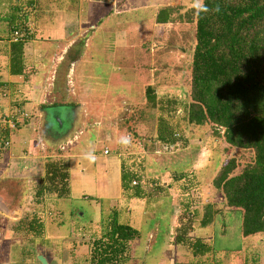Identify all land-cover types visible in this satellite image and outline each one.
Listing matches in <instances>:
<instances>
[{
	"label": "crops",
	"instance_id": "obj_1",
	"mask_svg": "<svg viewBox=\"0 0 264 264\" xmlns=\"http://www.w3.org/2000/svg\"><path fill=\"white\" fill-rule=\"evenodd\" d=\"M111 1L114 0H0V89L3 90L0 113L7 118H17L14 128L3 129L7 138L3 149H0L3 241L11 244L19 243V238L21 241L27 238L34 244L29 252L14 250L5 258L17 257L14 264H39L37 256H41L46 264H57L63 252L58 245L68 243L70 249L73 243L83 246L88 240L84 239L81 230L76 229L83 224L85 211L87 214L92 212L97 220L111 202L118 212L125 207L128 213L125 221L137 232L138 236L134 238L137 241L144 236L143 220L161 213L160 200L166 196L145 198L144 201L132 199L123 205L125 200L121 196L119 176L121 168H133V163L128 162L131 156L99 149L101 139L95 122L96 117L101 116L100 112L81 111L82 108L86 110L87 98L83 99L74 89V67L84 56L89 38L86 36L93 25L100 26L102 16L107 14L106 24L113 19L109 12L98 15L92 6ZM144 9L141 7L140 10ZM115 32L119 35L117 26L111 36ZM14 33L26 37L19 48L14 45L18 41ZM111 43L119 47V36L115 42L111 38ZM14 53H18L22 65L21 74L10 71ZM60 107L71 109L61 112L56 109ZM21 113L27 117L26 120L18 118ZM81 131L83 133L80 134ZM103 151L107 154L103 155ZM50 160H62L67 164L65 197L56 198L45 191L37 196L45 175V163ZM80 203L83 208L78 209ZM188 210L191 211L190 207ZM90 222L95 223L91 219ZM194 228L191 226L180 242L176 237V227L173 239L165 244L179 251L175 260L181 262H173L170 256L165 258L159 254L148 258L147 263L195 264L183 261L203 257L195 255L190 246L196 240L204 243L199 236L191 234L196 230ZM64 229L65 234H59Z\"/></svg>",
	"mask_w": 264,
	"mask_h": 264
},
{
	"label": "rangeland",
	"instance_id": "obj_2",
	"mask_svg": "<svg viewBox=\"0 0 264 264\" xmlns=\"http://www.w3.org/2000/svg\"><path fill=\"white\" fill-rule=\"evenodd\" d=\"M120 1L119 3V0H114L109 4L101 2L92 6L98 15L109 12L113 19L106 24V14L100 18L103 20L100 26L93 25L94 23L90 25L93 27L86 36L89 38L84 56L74 67V89L83 99L87 98L86 110L82 108L81 111L89 109L88 111L100 112L101 116L98 115L95 122L101 139L99 149L107 150L108 153L116 151L121 156H131L128 162L133 163V171L143 179L155 180L161 189L160 193L167 194V197L160 200V215L155 217L152 213L151 216L154 215L147 221L143 220L145 226L142 239H134L128 243L130 248L122 255V259H128L124 264H149L148 258L159 254L165 255V258L170 256L173 262H181L179 259L175 260L179 251L165 244L170 238L173 239V230L185 222L182 204L190 206L194 213L192 227L196 230H192L191 234L199 236L204 243H212L213 225L199 228L198 223L206 206L210 207L211 212L221 207L220 194L212 187L219 166L223 160L234 158L239 171L250 163L251 154L236 149H230L226 154V146L210 135V126L192 127L183 123L184 114L179 106L188 101L193 25L183 23L177 17L193 7L192 0ZM141 7L145 8L144 11L140 10ZM162 7H170L173 13L169 16L168 23L155 24V13ZM90 17L89 15L88 18ZM116 26L119 35L115 32L111 36ZM118 36L119 47H116L111 43V38L115 42ZM148 87L151 88L156 103L154 110L149 109L146 101L145 91ZM1 101L3 92L0 89ZM56 109L63 112L70 111L71 107ZM163 111L171 112L168 114ZM65 113L62 114L63 120ZM1 115L3 114L0 113ZM159 119L165 121L166 126L174 129L180 136L181 140L176 142L173 149L155 142V123ZM125 138L129 141L127 144L121 142ZM144 183L142 180L140 185ZM0 192H3V169L0 171ZM127 202L128 200L123 205ZM0 205L3 209L2 195ZM136 205L138 207L139 204ZM111 206L112 202L109 204ZM81 208L82 203L78 205V209ZM92 214L85 211L81 222L87 223L90 219L95 222L96 217ZM125 214L123 207L119 215L120 221L126 219ZM232 215L231 228L238 221V214ZM156 222H160V225ZM4 231L3 216L0 214V264H14L17 257L5 258L13 254L14 250L29 252L34 244L27 238H23V241L19 238V243L5 244ZM61 231L59 234H65V229ZM168 233L172 235L169 236ZM58 246L63 251V257L60 253L57 264H90V258L85 254L88 250L84 245L73 243L72 249L68 243ZM228 256L231 254L220 258L221 264H264V236L258 234L243 240L238 257L232 254L233 259L230 260ZM183 261L199 264L212 262V259L209 254L203 255L200 260L193 258Z\"/></svg>",
	"mask_w": 264,
	"mask_h": 264
},
{
	"label": "trees",
	"instance_id": "obj_3",
	"mask_svg": "<svg viewBox=\"0 0 264 264\" xmlns=\"http://www.w3.org/2000/svg\"><path fill=\"white\" fill-rule=\"evenodd\" d=\"M204 4L209 9L207 13L197 15L192 7L177 17L193 25L188 101L179 106L184 114L183 123L192 127L210 126V135L226 146V154L230 149L251 154L250 163L239 171L234 158L222 161L212 182L220 194L221 207L211 212L206 206L198 223L199 228L213 225L212 243L196 240L190 245L195 255L212 256V262L199 264H221L224 255L231 254L230 260L232 254L238 257L243 240L258 234L264 236V0H204ZM217 6L219 11L215 10ZM171 13L170 7L159 8L154 23H168ZM25 38L24 35L15 38L18 40L15 47L19 48ZM12 57L10 71L21 74L18 53ZM145 96L149 109L154 110L156 103L150 87ZM164 122L159 119L155 123V142L173 149L181 139ZM6 138L7 132L0 131L1 150ZM67 168L65 161H47L37 196L45 191L56 198L65 197ZM133 169L125 167L120 171L123 200L167 197L160 193L155 180L143 179ZM142 180L145 183L141 186ZM189 207L182 204L185 222L177 229L178 241L191 230L193 212ZM107 209L99 214L97 222L80 224L77 229L88 240L83 245L90 264L124 262L122 255L128 252V243L138 236L125 221L128 213L120 221L115 205ZM232 214H238V221L231 228Z\"/></svg>",
	"mask_w": 264,
	"mask_h": 264
},
{
	"label": "built area",
	"instance_id": "obj_4",
	"mask_svg": "<svg viewBox=\"0 0 264 264\" xmlns=\"http://www.w3.org/2000/svg\"><path fill=\"white\" fill-rule=\"evenodd\" d=\"M14 38H17L19 35L18 33H14L13 34ZM20 117L18 116V118H22V119H27V117L25 115H23L22 113L19 114ZM17 125V118L15 116L13 117H0V131H3V129H6V127H10V128H14V126ZM107 151H103V155H106Z\"/></svg>",
	"mask_w": 264,
	"mask_h": 264
},
{
	"label": "clouds",
	"instance_id": "obj_5",
	"mask_svg": "<svg viewBox=\"0 0 264 264\" xmlns=\"http://www.w3.org/2000/svg\"><path fill=\"white\" fill-rule=\"evenodd\" d=\"M192 6L194 7L197 15L200 13H207L209 11L208 7L204 4V0H192ZM215 10L219 11V7L217 6ZM121 142L123 144H127L129 141L125 138L122 139Z\"/></svg>",
	"mask_w": 264,
	"mask_h": 264
},
{
	"label": "water",
	"instance_id": "obj_6",
	"mask_svg": "<svg viewBox=\"0 0 264 264\" xmlns=\"http://www.w3.org/2000/svg\"><path fill=\"white\" fill-rule=\"evenodd\" d=\"M36 261H37L39 264H46L45 260H44L41 256H37V257H36Z\"/></svg>",
	"mask_w": 264,
	"mask_h": 264
}]
</instances>
